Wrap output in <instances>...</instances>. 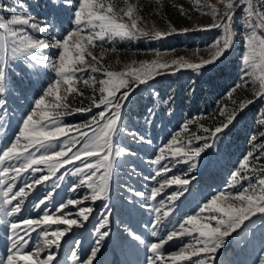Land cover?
Wrapping results in <instances>:
<instances>
[{
    "label": "snow or ice",
    "instance_id": "obj_1",
    "mask_svg": "<svg viewBox=\"0 0 264 264\" xmlns=\"http://www.w3.org/2000/svg\"><path fill=\"white\" fill-rule=\"evenodd\" d=\"M61 2L64 7L74 9V27L63 35L58 33L54 22L37 20L27 12L0 16V112L7 111V101L3 97L13 87L14 77L45 69L55 73V78L47 84L34 100L33 107L22 118L14 138L0 150V165L8 162L7 166L0 169V206L4 207L5 218L20 215L25 199L29 196V189H36L37 185L48 182L65 166L76 165L77 162L80 166L75 167L72 174L82 178L71 191L84 187L87 192L80 198L61 202L52 213L41 209L43 215L38 218H22L8 224L10 246L5 256L0 258V264H54L56 253L53 249H59L62 239L74 227H80L88 221L93 213V208L85 207L83 203L109 198L115 158L135 155L119 142L126 128L124 108L135 91L162 74V70L171 69L174 72L186 68L200 73L217 65L232 48L235 37L243 33V83H237L228 92V97L231 99L233 93L241 87H251L252 98L243 99L238 104L234 101L237 106L230 112L227 111V105L222 107L219 111L223 117L222 122L204 131L215 141L233 125L248 105L255 99H264V0H217V4H202L201 0H193L194 7L202 14H210L213 22L179 31L187 33L219 29L221 34L207 46L206 57L197 52L194 53L198 57L196 60L180 56L169 61L162 60L160 54L156 53V58L152 60L139 63L132 61L120 70L112 69L94 54L93 49L102 48L98 42L106 38L158 40L178 30L171 26L170 31L147 28L143 24V17L139 15V6L129 0H122L125 5L122 8H118V0ZM6 7L3 0H0V12L6 11ZM13 7L23 10L27 5L24 0H19ZM177 7L182 15L187 14L182 5ZM238 12L242 13L239 29L236 27ZM49 32L51 35H46ZM45 50L50 54L38 55ZM82 73L87 75L82 76ZM96 73H100L102 78L98 79ZM86 90H90V95H86ZM74 102H78L79 106H74ZM93 109L97 110L96 113L81 123L64 122L67 116L91 114ZM260 123L264 125V119ZM187 130L188 125L185 124L184 131ZM128 134L133 138L138 135L134 131ZM261 137L264 138V133H261ZM139 139L143 141L144 137L140 136ZM194 139L199 141L205 138L197 135ZM251 139L255 141L257 138L253 136ZM211 146L207 142L198 147L192 146L191 139L185 142L173 137L159 148L158 154L150 161L157 166L151 179L162 178L158 186L152 187L147 196L143 192H135V195L155 201L171 186L186 190L190 182L187 174L169 175L172 166L183 163L191 171L196 167L201 153ZM54 147L58 150H52ZM257 159L259 157L254 156L253 152H248L230 177L231 187L242 185V182L253 178L256 179L255 184L249 183L248 187L235 193L220 191L212 195L199 211L184 218L178 228H173L156 242L147 245L150 253L147 264H213L215 254L223 247L226 238L257 215L264 217V165L254 163ZM12 161H19V166L12 165ZM44 169H47V175H40L14 191L15 181L22 174L29 170L40 173ZM251 173L258 174V177H253ZM58 178L63 180L64 176ZM182 194V191L172 192L167 202L160 200V206L153 209V237L157 236L155 229L162 226L165 220L171 222L175 201ZM51 199V193L46 194L34 207L40 208L43 205L46 208V202ZM68 206L77 207L76 218H72V213L66 211ZM107 224L108 219L102 217V222L96 228L98 239L86 258L81 259L76 251H72L74 264H93L101 242L109 235L108 231H102ZM37 230L41 239L32 247L30 240ZM184 237L191 238L190 242L175 251L166 250L167 244ZM134 239L140 240L141 237L134 236ZM44 252L46 255L42 257L41 253ZM260 264H264V259Z\"/></svg>",
    "mask_w": 264,
    "mask_h": 264
},
{
    "label": "rangeland",
    "instance_id": "obj_2",
    "mask_svg": "<svg viewBox=\"0 0 264 264\" xmlns=\"http://www.w3.org/2000/svg\"><path fill=\"white\" fill-rule=\"evenodd\" d=\"M3 2L7 7L6 11L0 12V16L27 12L37 20L54 22L60 35L66 34L74 27L72 23L74 9L64 7L61 0H57L56 3L53 0H24L27 7L23 10L13 7L19 3V0H3ZM129 2L139 6V15L143 17V24L147 28L154 27L157 30L170 31L171 27H174L178 31L158 40L106 38L98 42L102 48L97 47L92 51L102 59L104 64L110 65L114 70H120L132 61L139 63L152 60L156 58V53L160 54L162 60L169 61L180 56L196 60L198 57L194 53L197 52L198 55L206 57L207 46L221 34L219 29L193 30L187 33L179 31L184 28L194 29L213 22L210 14H202L194 7L193 0H129ZM201 3L217 4V0H201ZM177 5H182L187 14L182 15ZM117 6L125 7L122 0H118ZM241 14L237 13L236 27L238 29ZM46 35H51V32ZM244 51L245 40L241 33L235 37L232 48L217 65L210 66L200 73L186 68L174 72L171 69L162 70V74L155 76L153 80L141 85L135 91L124 108L126 128L119 138L120 144L135 155L115 158L109 198L104 201L83 203L85 207H92L93 213L88 221L83 222L80 227H74L62 239L59 249H53L56 253L54 264H74L71 259L72 251H76L81 259L86 258L98 239L96 228L102 222V217L108 219V224L102 231H108L109 235L101 242L100 251L93 264H147V256L150 255L147 245L156 242L173 228H178L184 218L199 211V208L212 195L220 191L235 193L248 187L249 183H256V179L253 178L242 182V185L231 187L230 177L248 152H253L254 156L259 157L254 163L258 166L264 165V138L261 137V133H264V125L260 123L264 119V99H255L238 116L233 125L215 141L208 132L204 131L205 128H213L222 122L223 117L219 115L222 107L227 105V111L230 112L237 106L233 103L234 101L238 104L243 99L252 98L251 87H241L233 93L231 99L228 97V92L237 83H243L241 78L244 73L242 63ZM49 54L48 50L38 53V55ZM95 75L98 79L102 78L100 73ZM54 78L55 73L47 69L38 73L30 71L13 78V87L3 97L7 101V111L0 112V150L14 138L22 118L33 107L34 100ZM249 84L251 85V81ZM81 87H83L82 84ZM86 95H90V90H86ZM74 106H79L78 102H74ZM149 109L152 110L151 113ZM96 111L93 109L91 114L77 113L67 116L64 122L81 123L89 119L90 115H94ZM185 124L188 125L187 131H184ZM131 131L138 135L133 138L128 134ZM197 135L205 139L197 141L194 139ZM140 136L144 137L143 141L139 139ZM253 136L257 138L255 141L251 139ZM173 137L185 142L191 139L192 146L198 147L205 142L212 146L201 153L196 167L191 171L189 166L183 163L172 166L169 175L187 174L190 182L186 190L171 186L166 188L155 201L136 196L135 192H143L147 196L152 187L158 186V181L162 178L151 179L157 166L150 161L158 154L159 148ZM52 150H58V148L54 147ZM10 163L19 166L20 162ZM7 165L8 162L0 165V169ZM77 166H80L79 162L76 165L65 166L48 182L37 185L34 190L29 189V196L25 199L20 215L5 218L4 207L0 206V258L5 256L10 246L8 224L22 218H38L43 215L41 209L52 213L61 202H66L70 198H80L87 192L84 187L75 192L71 191V188L79 184L82 178L72 174ZM47 174V169L40 173L29 170L15 181L14 191L25 183H31L40 175ZM61 175L64 176L63 180L58 178ZM251 175L258 177L256 173ZM176 191H182L183 194L175 201L170 217L171 222L165 220L162 226L155 229L157 236L153 237L151 235L153 231L151 222L155 216L153 209L160 206V200L167 202V197ZM49 193L52 199L46 202V208L43 205L40 208L34 207L39 199ZM189 205L191 206L188 208ZM8 207L10 209V206ZM77 210L76 206H68L66 209L67 212L72 213V218H76ZM134 236H140L141 239L136 240ZM40 239L39 230H37L32 234L30 245L34 247ZM190 240L189 237L177 239L167 244L165 248L167 251H175ZM44 255L46 252L41 253L42 257ZM262 259H264V217L257 215L226 238L223 247L215 254L213 264H260Z\"/></svg>",
    "mask_w": 264,
    "mask_h": 264
},
{
    "label": "trees",
    "instance_id": "obj_3",
    "mask_svg": "<svg viewBox=\"0 0 264 264\" xmlns=\"http://www.w3.org/2000/svg\"><path fill=\"white\" fill-rule=\"evenodd\" d=\"M191 205L188 206V208L190 207Z\"/></svg>",
    "mask_w": 264,
    "mask_h": 264
}]
</instances>
